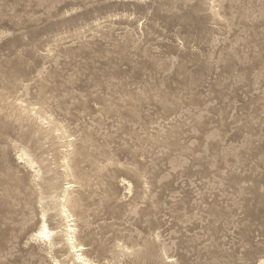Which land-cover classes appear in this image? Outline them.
<instances>
[{
    "label": "rangeland",
    "instance_id": "374dc122",
    "mask_svg": "<svg viewBox=\"0 0 264 264\" xmlns=\"http://www.w3.org/2000/svg\"><path fill=\"white\" fill-rule=\"evenodd\" d=\"M64 196L95 264H264V0H0V264H81Z\"/></svg>",
    "mask_w": 264,
    "mask_h": 264
},
{
    "label": "bare ground",
    "instance_id": "6f19581e",
    "mask_svg": "<svg viewBox=\"0 0 264 264\" xmlns=\"http://www.w3.org/2000/svg\"><path fill=\"white\" fill-rule=\"evenodd\" d=\"M30 163L32 164L33 161L30 160ZM61 212H62L63 216L65 217V219L67 221L66 235H67V238H68V242H69L70 249L75 254V256H74L75 257V260L77 262L81 263V264H95L92 261L88 260L83 255V253H82L83 247L77 244L76 237H75L76 230L74 228V224H72V222H73L72 215L70 214L69 209L67 208V197L64 198V203L62 205V211ZM38 235L40 237H43V238H50L51 232H50V230L48 228V225H47L46 221L43 222L42 227H41V230L38 233Z\"/></svg>",
    "mask_w": 264,
    "mask_h": 264
}]
</instances>
